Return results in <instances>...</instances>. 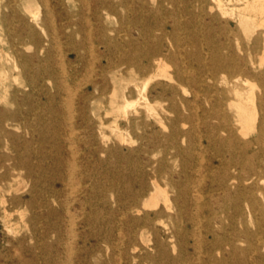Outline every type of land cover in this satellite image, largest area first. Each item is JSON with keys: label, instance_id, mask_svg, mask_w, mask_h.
I'll return each instance as SVG.
<instances>
[{"label": "rangeland", "instance_id": "1", "mask_svg": "<svg viewBox=\"0 0 264 264\" xmlns=\"http://www.w3.org/2000/svg\"><path fill=\"white\" fill-rule=\"evenodd\" d=\"M106 1L111 2L117 9L100 10L98 5ZM122 1L64 0V7L51 8L55 26L49 27L45 23V8L38 0H0V264H55V255L59 264H77L79 250L87 248L92 251L89 257L91 264H104L111 258L114 260L111 264H120L122 261L126 262L131 255L140 257L144 255L143 251L135 252L124 245L126 230L120 224V214L117 210L119 204L92 202L94 196L98 194L108 199L115 195L120 196L129 182L134 183L132 189L138 186L133 179L136 174L132 177L133 173H130L125 178L119 174L120 167L116 166L117 164L112 175H108L107 172L99 174L86 172L88 163L83 157L89 149L94 148L90 145L91 135L93 132L97 134L96 147L107 149L118 147V132L114 130L117 124L122 128L123 134L130 136V133L124 130L127 121L121 117L122 112L112 111L110 103L112 81L110 90L98 104L99 111L88 113L90 120L96 125L92 130L81 126L82 120L77 106L79 93L73 95L76 98L73 111L67 105L68 109L61 107L60 103L67 96L66 92H60L58 96L59 83L68 84L73 90L93 93L91 81L100 84L99 73L104 68L102 60H95L89 55H86L89 62L87 66L80 65L75 57L68 60L69 44L66 35L70 32L76 33L77 43L86 40L87 37L95 44V52L99 54L104 52V47L97 43L99 35L105 33L118 40L129 41L139 37L137 28L151 26L154 38L163 37L162 43L177 55L178 62L181 63L183 59L186 62L192 53L207 57L209 64L217 53L219 42L223 39L214 33L210 46L207 44L204 21H209V17L200 16L198 9L195 16L185 13L192 0H179L175 3L171 0H133L129 2L130 6L127 8L119 6ZM51 3L53 5L54 1ZM26 7L37 12L36 21ZM14 8L17 9L16 12ZM62 24L69 26L62 28ZM168 31H173L183 46L179 47L174 40L163 36ZM33 37L37 39V44L33 42ZM58 38L60 44H54V39ZM226 39L237 46L241 37L230 34ZM143 47L140 50H147ZM182 64L186 66L183 61ZM176 65V61L174 63L169 61L166 67L159 71V77L149 85L148 91L154 92L152 89L157 84H174L166 76L175 72ZM194 66L198 67V63L195 62ZM75 69H79V78L69 81V76ZM46 71L50 74L47 75ZM133 80L136 81V77H128L127 81H116L118 100L126 87L133 89L130 101L134 102V106L129 108L131 115L139 111L142 116L141 123L144 125L150 122L163 135H170V139L165 141L164 145L172 146L168 156L162 149L153 148L150 155H139L140 160H143V166L150 159L157 165L158 161L167 157L165 166L167 169L165 168L163 172L160 184L169 191L171 197L176 196V191L167 185L171 176L175 180H180L181 177V181L186 185L199 187L204 192L215 186L213 179H202L203 172L198 162L192 168H188L189 159L197 158L201 161L203 157L210 158L215 153L212 149L208 154L205 153L206 144L201 139L204 129L199 121L203 117V107H199L198 104L202 103L203 98L195 101V108L186 110L182 99L194 101V97L192 90L184 84L179 87L178 95L173 102L152 99L150 111L144 100L139 98ZM127 91L128 89L125 90ZM94 96L99 97L97 94ZM149 112L153 114L150 117ZM181 114L190 117L195 115L193 118L195 121L180 120ZM115 119L116 124L113 123ZM158 119L164 120L166 126L160 125ZM101 122L105 124L100 130L98 126ZM138 132L141 133L142 130ZM103 136L106 143L103 142ZM68 145L73 151L79 150L76 158L66 150ZM139 145L140 141L122 143L119 147L122 152L127 153ZM175 146H179V151H182L173 148ZM59 153L61 156H58ZM64 158L68 161L66 167L62 165ZM99 158L101 167L107 169L108 163L111 162L108 156L102 154ZM135 158L137 155L130 158L131 164ZM91 164H96V161H92ZM129 167L131 168V165ZM71 177L74 184L70 183ZM75 181L79 183L76 184ZM246 186L264 190V180L251 182ZM216 194L217 196L212 198L208 191L205 192L203 195L205 199L197 204L201 217L208 216L212 208L228 225L229 231L226 235L231 234L234 228L243 230L245 227L256 233L257 225L250 220L246 219L244 224L237 216L235 223L231 222V217L236 215V202L233 197L221 199L218 193ZM211 202L213 205L208 206ZM238 206L243 207L245 214L248 213L249 204L246 201ZM157 207L164 208L162 196H159ZM65 210H69V214H66ZM70 214L74 216L71 217ZM60 215L63 219L65 217L61 239L48 230ZM218 225L214 224L216 230ZM157 226L164 231L162 223L157 222ZM70 231L75 233L74 253L71 251L70 258L64 253L58 256L56 254L58 244L61 243L62 246L67 244L69 239L67 233ZM86 235H96L97 238L89 237L83 241L82 238L84 239ZM251 239L253 242L259 240L258 236ZM209 240L212 238L209 237ZM239 245L246 248L248 243L240 242ZM69 259H72L71 262ZM251 264H264V261L252 257Z\"/></svg>", "mask_w": 264, "mask_h": 264}, {"label": "bare ground", "instance_id": "2", "mask_svg": "<svg viewBox=\"0 0 264 264\" xmlns=\"http://www.w3.org/2000/svg\"><path fill=\"white\" fill-rule=\"evenodd\" d=\"M38 1L46 11L45 23L49 27L55 26V17L51 8L64 7V0H53V5L52 0ZM131 1L133 0H123L119 6L127 8ZM171 1L175 3L179 0ZM190 3L189 8L185 9L187 15L195 16L196 9H198L200 16L209 17V21H204L207 44L211 43L214 33L223 39L216 50L218 55L216 53L210 64L207 63V57L191 53L189 59L186 57V62L185 59L182 60L186 65L184 67L182 61L181 63L177 61V55L164 46L163 37L154 38L151 26L143 29L142 27L137 28L139 37L129 41L118 40L105 33L99 35L97 43L104 47V52L99 54L95 52V44L87 37L86 40L77 43L76 33L70 32L66 35L69 44L68 60L75 57L80 65L87 66L89 62L86 55H89L95 60H102L104 68L99 73L100 84L91 81L90 85L93 87L94 94L91 91L80 92L77 89L76 91L68 84L59 83L58 96L60 92H66L67 96L60 103L61 107L65 108L67 105L69 109L74 108L76 98L73 95L79 93L77 106L80 110L81 126L92 130L96 125L90 120L88 113L99 111L98 104L110 90V81H112L113 91L110 100L112 111L122 112L121 117L127 121L124 130L130 133V136L123 134L122 128L117 124L114 130L118 132V147L106 149L96 147L98 138L93 132L90 145L94 148L89 149L83 157L88 163L86 172L89 174L107 172L108 175H112L115 173L116 166L120 167L119 174L125 178L130 173H133L132 177L136 174L133 178L138 186L136 189H132L134 183L129 182L120 196L115 195L108 199L96 193L98 195L94 196V201H92L94 203L100 201L118 203L120 224L126 230L124 245L132 251L144 252L143 257L131 255L126 262L122 261L120 264H251L252 257H258L264 261V190L246 186L248 183L264 180V0H192ZM98 8L106 11L117 9L109 1L101 2ZM16 10L14 8V12ZM26 10L31 11L28 7ZM30 13L36 21L37 12L31 11ZM68 26V24L61 25L62 28ZM230 34L241 37L237 46L226 39ZM163 36L174 40L179 47L183 46L173 31L165 32ZM32 40L37 44L36 38L33 37ZM190 40L194 42L192 38ZM53 43L60 44V39H54ZM143 46L147 50H140ZM169 61L177 63L175 72L166 76L174 84H157L152 89L154 92L148 91L149 85L159 77V71L165 68ZM195 62L198 63V67L194 66ZM78 72L79 69H75L70 74L69 81L78 79ZM46 74L49 75V71H46ZM133 76L136 77V81H133L139 98L144 100L150 111L152 99L173 102L175 96L178 95L179 87L184 84L192 90L194 97V101L182 99L186 110L192 109L196 106L195 101L203 98L202 103L198 104L199 107H203V117L199 121L204 129L201 139L206 145L203 149L207 154L211 149L215 153L210 158L203 157L201 161L197 158L189 159L188 168H192L198 162L203 172L202 179L211 178L215 185L205 192L208 191L212 198L217 196L216 193L221 199L233 197L236 202V215L231 217V222L235 223L237 216L244 224L246 219L250 220L257 225L256 233L245 227L243 230L234 228L231 234L226 235L229 231L228 225L212 208L208 216L201 217L200 208L196 206L205 199L203 196L205 192L199 187L186 185L181 181V177L180 180H175L173 176L169 178L167 185L176 191V196L171 197L169 191L160 184L163 172L167 169L165 167L167 157L158 161L157 165H154L155 162L150 159L143 166V160H140L139 155L148 156L153 148L162 149L168 156L172 146L164 145V142L170 139V135H163L150 122L144 125L141 123L142 116L139 111L131 115L129 108L134 106V102L130 101L133 89L126 87L125 90L128 89V91L124 90L118 100L116 81H127L128 77ZM96 94L98 98H95ZM152 115L149 112L148 117ZM194 117L195 115L190 117L181 114L180 120L193 122ZM157 122L166 126L162 119H158ZM113 123L116 124L117 120L115 119ZM104 124L105 122H101L98 129L101 130ZM139 130L142 132H138ZM138 141L140 145L136 149L128 150L127 153L122 152L119 147L122 143ZM103 142L106 143L104 136ZM67 147L66 150L73 158H76L79 150L73 151L71 146ZM173 148L179 151V146ZM116 153L118 154L115 155ZM102 154L108 156V160L111 161L107 169L100 165L99 157ZM131 155H137L132 164L129 161ZM58 156H61V153ZM92 161H96V164H91ZM67 162L65 158L62 159L64 167ZM71 178L70 183L74 184V179ZM159 196L163 197L164 208L157 207ZM243 201L249 204L247 214L244 213L242 206H238ZM212 205L211 202L208 206ZM65 212L67 214L69 210ZM70 212L72 213L71 210ZM64 219L61 215L58 216L53 226L48 229L59 236V239L63 236ZM157 222L163 224L164 231L158 228ZM70 224H72L71 221ZM214 224H219L217 230ZM74 235V231H70L67 233L69 238L67 244L63 246L61 243L58 244L56 250L58 256L64 253L65 256L71 257V253L76 248ZM256 236L259 240L253 242L251 237ZM89 237L97 238L96 235H86L82 240L86 241ZM209 237L212 238L211 241ZM240 242H247V247H241ZM79 254L77 264H91L89 257L92 251H89V248L79 250ZM112 262L114 260L111 258L107 259L104 264ZM55 264H59L57 255H55Z\"/></svg>", "mask_w": 264, "mask_h": 264}]
</instances>
